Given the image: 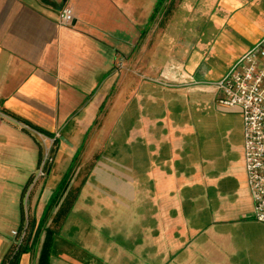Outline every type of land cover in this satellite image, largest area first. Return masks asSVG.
<instances>
[{
    "label": "crops",
    "instance_id": "1",
    "mask_svg": "<svg viewBox=\"0 0 264 264\" xmlns=\"http://www.w3.org/2000/svg\"><path fill=\"white\" fill-rule=\"evenodd\" d=\"M263 37L264 0H0V110L18 122L0 124V264L29 224L19 264L50 230L49 264H264L244 123L210 84ZM40 135L53 161L26 198Z\"/></svg>",
    "mask_w": 264,
    "mask_h": 264
},
{
    "label": "built area",
    "instance_id": "2",
    "mask_svg": "<svg viewBox=\"0 0 264 264\" xmlns=\"http://www.w3.org/2000/svg\"><path fill=\"white\" fill-rule=\"evenodd\" d=\"M62 25H71L72 9L65 7L60 12ZM217 92V102L228 108L239 109L244 123L245 160L249 188L254 201V218L264 223V37L241 55L227 73L218 81L210 83ZM3 120L17 122L0 110ZM18 123V122H17ZM30 129L29 126L21 124ZM44 154L26 191L29 197L33 187L43 179L52 163L55 138L40 135ZM27 227L12 231L15 238L14 252L24 244Z\"/></svg>",
    "mask_w": 264,
    "mask_h": 264
},
{
    "label": "trees",
    "instance_id": "3",
    "mask_svg": "<svg viewBox=\"0 0 264 264\" xmlns=\"http://www.w3.org/2000/svg\"><path fill=\"white\" fill-rule=\"evenodd\" d=\"M34 129L39 132L38 129H36V128H34ZM40 132H42V131H40ZM75 200H76V196L75 195L72 196V199L71 200L67 199L64 202L63 209L66 206L68 208V211H69L70 208L73 205V202ZM63 209L60 210L58 212L57 216H56L58 218V220L61 219V216L64 217L65 214L68 212V211H64ZM57 218H56V220H57ZM23 227L24 226L21 227V230L19 232L22 231ZM26 231H27V235H26L24 244L20 247V249L17 252H14V247L15 246L13 244L12 247H11V249H10V251H9V253L7 254V256H6L3 264H19L21 256L27 251V247H28V244H29V241H30V238H31V224L28 225ZM48 235H49V233H48ZM52 235H53V232L50 230V249H49V244L47 242L49 240L47 239L46 240V243H45V245H44V247L42 249V253H41V257H40V264H49V257L51 255Z\"/></svg>",
    "mask_w": 264,
    "mask_h": 264
},
{
    "label": "rangeland",
    "instance_id": "4",
    "mask_svg": "<svg viewBox=\"0 0 264 264\" xmlns=\"http://www.w3.org/2000/svg\"><path fill=\"white\" fill-rule=\"evenodd\" d=\"M198 101H199V105L198 104H195V103L192 105L193 112L196 111V109L199 107L200 111L206 113V115H208V118L210 117V119H208L209 120V124H208L209 128L210 129H214V131L216 133H218V134H222V132H223L222 130H223V127H224L223 123L220 120L219 122H221V123L216 124L214 122L215 119H213L214 117L212 115L215 111H218L219 112V109H216V106L215 105L213 106L214 107L213 108L211 106V104L209 103L208 99L205 98V96L204 97L199 96L198 97ZM239 116L242 119V115L239 114ZM242 121H243V119H242ZM216 130H219V131H216ZM217 139L219 140V142L217 143V145L223 143V137H221L219 135V136H217ZM215 153H216V149H215ZM243 158H244V167H245V171H246V175H247L246 160H245V145H244ZM27 211H29V210H27Z\"/></svg>",
    "mask_w": 264,
    "mask_h": 264
}]
</instances>
